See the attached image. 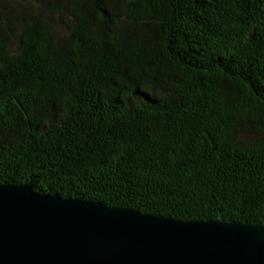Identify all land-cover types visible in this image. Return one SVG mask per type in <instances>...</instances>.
<instances>
[{
	"label": "trees",
	"instance_id": "1",
	"mask_svg": "<svg viewBox=\"0 0 264 264\" xmlns=\"http://www.w3.org/2000/svg\"><path fill=\"white\" fill-rule=\"evenodd\" d=\"M29 183L264 223V0H0V184Z\"/></svg>",
	"mask_w": 264,
	"mask_h": 264
},
{
	"label": "water",
	"instance_id": "2",
	"mask_svg": "<svg viewBox=\"0 0 264 264\" xmlns=\"http://www.w3.org/2000/svg\"><path fill=\"white\" fill-rule=\"evenodd\" d=\"M0 264H264V223L184 222L0 184Z\"/></svg>",
	"mask_w": 264,
	"mask_h": 264
}]
</instances>
